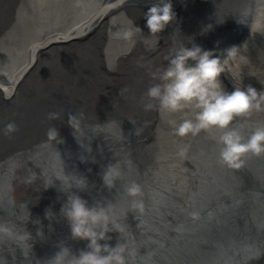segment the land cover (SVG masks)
<instances>
[{
    "label": "bare ground",
    "instance_id": "6f19581e",
    "mask_svg": "<svg viewBox=\"0 0 264 264\" xmlns=\"http://www.w3.org/2000/svg\"><path fill=\"white\" fill-rule=\"evenodd\" d=\"M158 2L0 0V84L10 90L20 70H26L37 60L40 65H34V69L39 67L42 71L37 82L41 84L42 93H45L44 89L50 92L47 97L45 94L40 95L34 103V109H41L46 101L59 105L75 117L72 123L81 122L91 128L94 148L102 150L101 147L107 145L110 154L127 152L130 155L133 151L134 167L130 166L128 172L132 180L142 178L144 191L153 190L154 185L167 187L164 192L154 191L155 194L150 196L148 205H152L155 212L151 213V210L145 208L151 219L155 215L162 216L169 209L165 194L176 190L173 176L179 174V169L175 165L183 161L186 152L192 154L193 151L199 164L190 178L193 189H206L210 183L204 181L209 175L204 170L211 172L214 179L223 181L227 179L226 170L231 169L227 165L221 169L224 163L220 158L223 148L220 138L226 132L235 130L240 134L242 142H246L257 128L264 127V110H253L246 116L234 118L227 128L211 127L208 134L201 130L196 135L190 133L181 139L175 130L185 119L194 121L196 109L187 105L180 111L169 112L160 109L158 100L149 99L146 95L149 87L165 83L159 77L168 66L166 58L174 55L180 47L191 48L193 45L212 50L222 61L227 60L225 71L219 77L225 91L230 93L234 87L245 88L248 85L257 91L264 89V0H171L176 19L161 33L153 35L145 26L144 13L150 5ZM133 26L140 27L142 32L126 39L124 32ZM93 27H96V31L87 40L75 41L77 38L81 40L80 35L86 34ZM57 41L64 44L52 45ZM233 46L238 51L234 57L229 58L226 50ZM188 63L193 65L194 62ZM18 85L15 86L17 92L21 89ZM28 98L26 95V100ZM4 103L0 100V108L5 107L0 110V211H4L0 216L1 232L8 230L12 238L24 241L31 234L25 229L21 232L19 227L37 221L41 213L45 212L48 218L43 233H46L45 238L40 239L51 251L69 248V221L62 211L65 207L36 208L34 200L24 201L25 197L36 198L41 192L37 177L22 171L21 162L16 157L22 150L19 146L21 133L29 131L30 125L23 127L16 121L9 122L13 115H17L14 109L8 110V104ZM149 103L154 107L146 110L145 105ZM106 121L113 125H118L114 124L118 122L120 128L126 126L133 132L126 145L121 143L123 138L118 134L115 135L117 142L108 143L99 128ZM9 123L16 125V131L6 132ZM42 139L38 136L35 143L29 144L24 162L32 160L38 162V167L44 165L45 153L39 151ZM206 139L215 144H208ZM242 159V166L239 169L232 168V171L241 173L237 175L242 176L240 183H243V189L251 190L259 197V191L264 189V154L256 156L248 153ZM112 162H108L105 157L104 165H99L97 172L100 174L104 169L111 168ZM218 165L220 168L216 169ZM57 168L60 167L55 162L52 174L60 177L63 172ZM99 178L98 175L95 178L97 188L100 187ZM111 189V186L104 184L103 191L108 196L107 192ZM234 189L233 186L221 188L213 196L218 203L213 209L222 205L228 207L237 202L236 199L223 201L228 191L236 198L241 197L239 192L234 194V191L240 189ZM212 201L208 199L206 206L204 203L205 210L201 206L197 212L198 218L206 212V207L212 206ZM105 206L95 199V209H103L107 218H102L93 228L97 234L103 232L105 235L100 244L113 239L115 232L112 230L115 226L112 221L118 218L116 207L110 206L105 210ZM14 207H20L21 211L16 213ZM138 209V205L132 208L129 224H134V220H139L137 223L141 221L142 214ZM29 213L33 216L29 217ZM232 231L233 228L228 225L219 241H224L225 234ZM6 242L13 243L11 247L17 244L11 240L3 241L0 235V264H14L11 259L1 256V252H6ZM236 243L240 245V242ZM199 244V238L192 242V246ZM236 247L232 253L239 251L240 247ZM218 248L222 249L224 245L220 243ZM243 248L241 254L227 256L221 264H264V242H246ZM17 263L29 264L22 260ZM173 264L186 262L178 256Z\"/></svg>",
    "mask_w": 264,
    "mask_h": 264
},
{
    "label": "water",
    "instance_id": "95a60500",
    "mask_svg": "<svg viewBox=\"0 0 264 264\" xmlns=\"http://www.w3.org/2000/svg\"><path fill=\"white\" fill-rule=\"evenodd\" d=\"M54 44L62 46L64 42L57 41L52 43V45ZM34 65L40 64L34 60L26 70H20L17 82H13L10 90H7L4 84H0V100L5 101L4 104H8V110L14 109L17 115V117L13 115L9 122L16 121L19 126L23 127L30 125L29 131L21 133L19 146L22 150L16 157L21 162L22 171H27L37 177L41 192L36 198L25 197L24 201L34 200L36 208L41 206L51 208L64 206L66 208L70 197L79 196L86 202V206L92 209H95V199L100 205H106L105 210H108L110 206L116 207L118 218L112 221L115 226V229L112 230L115 232L112 236L113 239L103 244L112 247L117 244L122 245L125 264H173L178 256L182 257L186 264H206V262L207 264H221L223 258L241 254L244 250V248L242 249L244 243L264 242V189L259 191L260 198L255 196L251 190L243 189V183H240L242 176L237 175L241 173L232 171V168L226 170L227 179L223 181L214 179L211 172L204 170L209 174L204 181L210 183V187L193 189L190 178L193 170L199 168L193 151L192 154L186 152L183 161H180L179 165H175L179 169V174L173 176L176 190L174 192L170 190L168 194H165L167 195L165 201L169 209L162 216L155 215L151 219L148 210H151V213L155 211L152 205H148V200L155 194L154 191L164 192L167 187L154 185L153 190L144 191L142 178L137 177L132 180L131 174L128 172L130 166L134 167L133 151L130 155L127 152L110 154L107 145L102 146V150H99V147L94 148L91 128L81 122H69V117L72 114L65 112L59 105L46 101L41 105V109H34V103L40 98V95L45 94L47 97L50 92L48 89H44L45 93H42L41 84L37 82L42 71L39 67L34 69ZM17 84L21 86L18 92L15 89ZM26 95L29 96L27 100ZM4 109L3 106L0 108V110ZM53 114H58V118H52ZM114 124L118 125L106 121L101 123L99 128L109 144L117 142L115 135L118 134L123 138L122 141L120 140L121 143L126 145L133 132L126 126L120 128L118 122ZM50 128H55L58 131L56 140L48 139L47 132ZM203 132L204 134L210 133L211 127ZM38 136L43 138L39 151L45 153V163L44 165L40 164L39 167L38 162L32 160L24 162L23 159L26 155L25 150L30 147V143L36 142L35 139ZM185 137H181V139ZM206 141L210 145L215 144L214 141L208 139ZM105 157L108 162L113 161L111 168L116 173L111 177L112 189L107 192L110 196L106 194V191H103L104 174L109 169H104L100 174L97 172L98 166L104 165ZM55 162L60 167L57 168L58 171L63 172L60 177L52 174L51 169ZM97 175L100 177L99 188L95 183ZM133 183H138L142 187L140 198L128 194L127 189ZM228 186L240 189L234 191V194L237 195L239 192L241 197L236 198L231 191H228L229 194L223 201L236 199L237 202L228 207L222 205L218 209H213L218 204L214 201L213 196L221 191V188ZM208 199L213 200L212 206L206 207V212L204 211L205 213L198 218V210L202 205L205 210ZM141 202L143 209H138L142 214L141 221L137 223L139 220H134V224H129L132 208ZM14 211L18 213L21 208L14 207ZM3 213L4 211H0V216ZM28 215L29 217L33 216L31 213ZM47 218L48 213L44 212L41 213L37 221L29 222L25 227H19L21 232L25 229L31 234L24 241L22 239L17 241L16 238L9 235L8 230L1 232L2 229H0L3 241L11 240L15 244L17 242L14 247H11L13 243H4L6 252H1V256L11 259L14 264L15 259L16 264L21 260L24 263L29 262V264H46L48 258L57 252L49 250L48 246L40 239V237L45 238L46 232L43 233V226L46 227ZM15 222L19 223V220L15 219ZM97 225V223H90L92 228ZM228 225L233 228L232 233H226L225 240L219 241ZM67 229L70 231L69 223ZM196 238L200 239V246H192V242ZM67 239L69 240L67 245L69 254L64 257L63 264H70L73 257L78 256L81 250H88L86 248L88 242L74 238L71 231ZM236 242H240V245H237ZM220 243L224 245V248H218ZM236 246L240 247L239 251L232 253L237 248ZM100 254L107 255L105 252Z\"/></svg>",
    "mask_w": 264,
    "mask_h": 264
},
{
    "label": "clouds",
    "instance_id": "9594fccd",
    "mask_svg": "<svg viewBox=\"0 0 264 264\" xmlns=\"http://www.w3.org/2000/svg\"><path fill=\"white\" fill-rule=\"evenodd\" d=\"M146 27L150 34L161 33L167 25L176 19L171 0H159L150 5L144 13ZM142 32L138 26H133L124 32V37L130 39L135 33ZM238 48L233 46L226 50L227 57H234ZM167 59L168 66L163 69L159 77L163 84H155L149 87L146 95L149 99L158 100L160 109L169 112H177L192 105L196 109L195 120L185 119L176 128V135L184 137L188 134L196 135L201 130L209 127L227 128L234 118L246 116L253 110L262 111L264 105V89L257 91L251 85L245 88L234 87L229 93L225 91L219 77L225 71L227 60L214 55L212 50L202 49L199 45L191 48L180 47L174 55ZM189 61L194 62L189 65ZM152 104H146L145 109H153ZM52 118H58L53 114ZM75 120L74 116L69 121ZM16 131V125H6V132ZM49 140H56L58 131L50 128L47 132ZM220 143L223 148L220 158L229 168L239 169L243 164V157L251 153L259 156L264 154V127L257 128L246 142L238 132L232 130L226 132ZM113 168L104 174V181L111 186V177L115 175ZM130 196L141 194L140 186L133 183L128 189ZM143 209L142 202L138 205ZM69 221L70 231L74 238L87 241L86 248L81 250L78 256H74L70 264H125L124 247L120 244L112 247L108 244H100L104 240L103 232L97 234L90 227L98 223L102 218L107 219L103 209L97 211L86 206V202L79 196L69 198L68 206L62 209ZM47 215V214H46ZM101 252L107 255H101ZM69 254L68 248H61L53 256L48 258L46 264H63L64 257Z\"/></svg>",
    "mask_w": 264,
    "mask_h": 264
},
{
    "label": "rangeland",
    "instance_id": "374dc122",
    "mask_svg": "<svg viewBox=\"0 0 264 264\" xmlns=\"http://www.w3.org/2000/svg\"><path fill=\"white\" fill-rule=\"evenodd\" d=\"M28 23H30V22H28ZM96 31V27L93 29V32H92V34L94 33ZM153 139V138H152ZM220 165V164H219ZM219 165L217 166V167H215L216 169H219L220 167H219ZM226 168V165L225 164H223V165H221V169L223 170V169H225Z\"/></svg>",
    "mask_w": 264,
    "mask_h": 264
}]
</instances>
